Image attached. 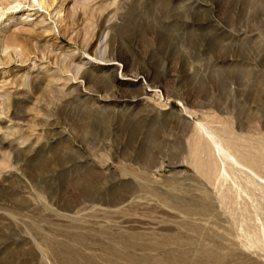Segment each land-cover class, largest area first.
Returning a JSON list of instances; mask_svg holds the SVG:
<instances>
[{"label":"rangeland","instance_id":"rangeland-1","mask_svg":"<svg viewBox=\"0 0 264 264\" xmlns=\"http://www.w3.org/2000/svg\"><path fill=\"white\" fill-rule=\"evenodd\" d=\"M0 264H264V0H0Z\"/></svg>","mask_w":264,"mask_h":264}]
</instances>
